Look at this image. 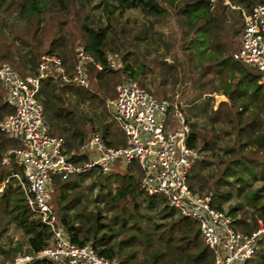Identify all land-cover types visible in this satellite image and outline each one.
Returning a JSON list of instances; mask_svg holds the SVG:
<instances>
[{
  "label": "trees",
  "instance_id": "obj_1",
  "mask_svg": "<svg viewBox=\"0 0 264 264\" xmlns=\"http://www.w3.org/2000/svg\"><path fill=\"white\" fill-rule=\"evenodd\" d=\"M60 1L62 3L60 10L62 11L65 8L64 0ZM83 1L91 3L94 0ZM230 1L243 5L246 9L254 4L264 3V0ZM101 3L110 14L116 11L123 13L129 9H140L148 16L149 29L153 34H156V23L166 18L169 11L176 15L177 26L181 30V37L184 40L182 49L188 53V58L192 60L190 54H194L207 61V63L197 65L199 66L198 79L201 82L198 89L202 90L203 95L200 96V99L203 102L195 104L196 98L190 110L199 108L201 112H205L212 124H220L224 127L223 130L226 129L225 131L230 132L229 143L225 142L223 146H218V138H208L198 129L196 122L191 123V145L198 147L200 154L203 151L212 152V157L217 159L221 167L219 176L214 181H210V178L214 176L206 177L203 173L213 160L209 158L208 154L201 156L189 176L188 182L194 190L199 192L203 191L207 185L208 190L214 192V206L221 210H225L224 203L233 197V192L226 188L227 184L233 182L238 193L243 194L247 203L255 207V214L259 216L264 227V193L260 189L252 188L256 181H264V84L258 83L260 74L253 67L234 58L240 41L236 50H233V45L228 44L222 33L225 9H229L230 5L225 4L223 0H102ZM13 5L18 9L19 16L27 20L26 30L18 38L11 37V41H8V35L0 30V59L12 63L18 68L21 75L26 76L37 73L42 55L58 56L62 59L67 72L72 75L77 58L69 46L71 42L69 33L63 31L58 38H53L48 46H31L28 42L37 38L45 13L51 11L52 7H49L47 1L0 0V8L4 9V13L8 12ZM238 12L242 23L235 31L236 35L242 34L244 26L242 13L240 10ZM0 20H4L1 13ZM35 22L38 26L35 27L29 40L25 36L30 34L28 30ZM79 28L82 46L86 52L103 65V68L99 70L96 66L88 64L86 70L90 83L97 84L98 93L90 89L91 86L85 88L76 83L66 82L61 74L53 70L42 80L38 99L43 105L52 134L64 136L68 150L78 147L93 131L100 132L108 145H123L126 143L124 135L115 134L109 124L103 122L105 114H100L97 119L99 122L86 116L85 120L91 122V132H87L81 126V117L77 114L82 104L88 103L93 107L101 93L104 96H110L112 93L114 96L116 95L115 86L121 77L119 71L108 66L106 55L108 50L120 51L121 46H109V26L106 28L96 27L90 20H87ZM144 32L145 34L140 39L146 41L149 39L148 29ZM18 39L21 40L20 44L17 43ZM38 40L40 41L41 38L39 37ZM193 48H196L195 52H193ZM208 48L210 51L206 53ZM185 62L186 60L183 61L184 64ZM161 64L167 76L173 75L177 79L178 65L181 66L179 61L177 63L174 61L161 62ZM127 68L135 79L145 72L143 65L139 67L140 72L129 63ZM209 74L212 75L209 76ZM138 81L143 87L149 89L142 77ZM213 92H221L229 99V102L222 101L220 106L215 109L214 98L206 95ZM73 96L74 100H70ZM10 112L11 108L0 93V120ZM228 124H230L229 130L228 127H225ZM222 141L224 139H220V142ZM17 145V141L0 131V186L9 179L0 191V204L5 209L12 206V212H16L15 219L29 235L28 253L35 254L48 243L51 231L48 226L33 215L18 180L11 177L20 169L13 160L3 163L4 153ZM124 165H126V168L123 169L125 172L117 170V172L109 174L106 177V182L101 184L102 189L109 186L107 196H110L112 181L120 183L116 194L112 195L111 200L107 203L132 198L135 202L134 209L138 210L142 206L138 198L143 196L142 201L149 200V207H157L155 198L158 196H150L140 187L142 171L138 162L133 161ZM130 169H137L139 173H132ZM93 174L101 175L102 173L92 170L75 175L66 181L59 178L54 179V192L56 193L57 190V195H53V201L56 203L61 222L75 242L83 244L93 239L92 241L101 254L108 257L118 256L121 258L119 260L121 264H127L132 260L137 264H214L213 251L206 245L197 222L177 214L175 208L171 207L169 203L160 209L159 214L161 219H168L165 220L166 222L155 223L154 230H147L142 226L139 218L138 221L135 220L137 221L136 229L131 233L130 238L110 244L108 239L114 235L113 230L111 229V233L98 234L103 225L99 221V216L94 218L91 214H83L82 211L70 212L71 208H77L81 203L83 192L79 190V187L82 181ZM103 195L99 194L96 200L100 201V197ZM164 200L166 199L164 198ZM242 210H244V204L239 203L231 207L229 212L227 211L234 217L235 227L244 232L258 230L260 224L257 219L251 224L246 219V215L238 217L239 211ZM134 217L135 214L130 213V218ZM77 219H82V223L76 224ZM153 236L156 238L155 246L159 247L153 253V259L151 261H135L133 254L128 252L130 250L127 249L128 246L133 244L135 239L148 241L151 245ZM173 245L176 246L172 248ZM162 246H165L169 252H165ZM165 254H168L169 258L165 259ZM43 262L51 263L46 259H35L31 264H43ZM247 264H264V235L260 241L259 249Z\"/></svg>",
  "mask_w": 264,
  "mask_h": 264
},
{
  "label": "built area",
  "instance_id": "obj_2",
  "mask_svg": "<svg viewBox=\"0 0 264 264\" xmlns=\"http://www.w3.org/2000/svg\"><path fill=\"white\" fill-rule=\"evenodd\" d=\"M242 15L244 27L234 58L257 69L258 83L264 84V3L252 5ZM116 57L106 55L113 70L119 67ZM76 58L72 75L60 57L44 54L37 73L26 76L0 59V86L11 108L0 120V131L18 143L2 160H13L20 169L11 177L18 180L33 215L51 231L40 252L18 255L14 264H31L35 259L54 264H121L117 257L101 254L92 240L79 244L72 239L59 218L52 190L55 178L66 181L92 170L107 174L116 171L117 164L133 161L141 168L140 187L148 195L162 196L180 215L197 222L213 251L214 264H247L259 249L264 227L252 232L237 229L234 218L214 206L213 194L190 186L189 176L201 154L191 145L192 126L182 102L157 97L129 72L117 83L116 95L108 103L125 144L108 145L100 132L93 131L78 147L68 150L65 137L52 134L38 99L42 80L55 70L66 82L89 88L88 64L103 68L82 45L76 48Z\"/></svg>",
  "mask_w": 264,
  "mask_h": 264
},
{
  "label": "rangeland",
  "instance_id": "obj_3",
  "mask_svg": "<svg viewBox=\"0 0 264 264\" xmlns=\"http://www.w3.org/2000/svg\"><path fill=\"white\" fill-rule=\"evenodd\" d=\"M46 1L49 7L52 8L50 9L51 11L45 13L42 24L40 25L39 35L36 39L30 40L35 27L38 26L35 22L33 26H31L32 28L28 30L30 34L25 36L30 40L28 42L31 46H48L53 38H58L63 31H66L70 35L71 42L69 46H71L73 55L75 56L76 48L83 45L79 36V27L82 23L90 20L92 25L96 27L106 28L109 26V46H121L120 51H107V54H117L116 59L119 67L116 70L120 73V80L123 78L124 74L130 72L127 68L128 63L131 64L138 72L141 70L139 67L143 65L145 72L139 78L142 77V79H144L147 87L157 97L182 102L186 116L191 123H197V127L202 134L206 135L208 138H218V146H223L225 142L226 144L229 143L230 132L225 131L226 129L223 130L224 127L220 124H212L205 112H201L199 108L190 110L191 105L196 98L197 102L195 104L203 102V100L200 99V96L203 95L202 90L198 89V85L201 82H199L200 79H198L199 66L197 65L207 63V61L198 58L194 54H190L192 60L188 58V53L182 49L184 46V40H182L181 30L177 26L176 15H174L173 12L169 11L166 18L156 23V34H153L149 29L150 20L148 19V16L140 9H129L123 13L116 11L113 14H110L109 11L105 10L104 4L101 3L102 0H94L91 3H86L83 0H64L65 8L61 11L60 8L62 3L60 0ZM223 2L225 4H229L230 8L225 9L222 33L224 34L228 44H231V46L233 45V50H236L239 41L241 43L240 37H242V34H235L236 29H238L242 23L238 10H240L243 14V11H246V8L243 5L234 4L230 0H223ZM3 11L4 9L0 8V13L4 18V20H0V30H3V32L8 35V41H11V37L18 38V36L26 30L27 20L19 16L18 9L14 8V5L8 10V12L4 13ZM146 29H148L149 39L143 41L140 38L145 34L144 31ZM39 37L41 38L40 41L38 40ZM189 39L190 37L187 38V42ZM17 43L20 44L21 40L18 39ZM193 50V52H195L196 48H193ZM209 51L210 48L206 50V53ZM185 60L186 62L184 64L183 61ZM173 61L175 63L179 61L181 65L180 67L178 65L177 79L173 75L167 76L163 65L161 64V62ZM10 64L18 69L12 63ZM255 70L259 73L257 69ZM211 75L212 74H209V76ZM139 78L136 77L137 80H139ZM90 86V89L97 91L98 93L99 90L96 83L92 82ZM0 93L5 99V91L1 86ZM206 95H210L214 98L215 109L220 106L222 101L229 102V99L221 92H213L211 94L207 93ZM113 96L114 93L110 96H104L101 93L96 99L93 107L88 103L80 106L77 114L81 117V126L87 132H91V122L85 120V118H87L86 116L97 120L100 114H105L103 122L109 124L115 134L119 136L123 135L118 123L113 118L111 108L108 104L109 100L112 99ZM70 100H74V96L71 97ZM225 127H228L227 129L229 130L230 124ZM220 139H224V141L220 142ZM201 142L203 141L201 140ZM206 154H208L210 156L209 158L213 161L209 167L204 170L203 174L206 177L213 175L214 177L210 178V181H214L219 176L221 166L218 164L217 159L212 157V152L203 151L201 156H206ZM117 165L118 171L125 172L123 169L126 168V165L122 163L121 165ZM117 170L107 174H93L82 181L79 187V190L83 192L81 203L77 208L70 209V212L73 213L76 211H82L83 214H91L94 218L99 216V221L103 225L98 231V234L106 232L111 233V229L113 230L112 233H114V235L108 239L110 244L118 243L122 240L130 238L131 233L136 229L135 224L139 218L142 226L147 230H154L155 223L166 222L165 220H168L161 219L159 217L160 209L163 208L164 205L168 204V201L164 200L162 196L155 198L157 207H149V200L144 202L142 201L144 199L143 196L139 197L138 201L142 204V206L138 210L134 209L135 202L132 198L107 203V201L111 200V196L116 194L120 183L115 180L112 181V185L110 187L112 194L110 196H107L109 186L102 189L101 184L106 182V177L109 174L115 173ZM130 172L139 173L137 169H130ZM207 187L208 186L206 185L204 190L200 192L213 194L214 192L208 190ZM226 188L233 192V197L230 201L224 203V209L229 212L231 207L236 206L239 203H243L244 210L239 211L238 217L246 215V219L251 222V224L257 219V222H259L261 227L262 221L258 218L259 216L255 214V207L252 204L247 203L243 194L238 193L236 185L231 182L227 184ZM252 188L260 189L261 192L264 193V181H256ZM52 194L57 195V190L56 193L54 192V186ZM99 194H104L100 197V201L96 200ZM53 202L56 204L55 201ZM130 213L135 214L133 219L130 218ZM15 214L16 212H12V206L5 209L4 206L0 204V264H14L15 258L18 255L28 254L29 235L25 232L24 228L18 224L14 217ZM177 214L179 213L177 212ZM124 218L127 221H124ZM81 223L82 219L76 220V224L79 225ZM124 223L126 224L124 225ZM152 240L153 244L149 245L148 241L135 239L134 243L128 246L127 249H130L128 252L133 254L135 261H151L153 259V253L159 247L154 244L156 241L155 236L152 237ZM174 246L176 245H173L172 248ZM162 248L165 252H169L165 246H162ZM117 258L121 260L120 257L117 256ZM164 258H169V255L165 254ZM43 264L54 263L43 262ZM127 264L137 263H134L132 260Z\"/></svg>",
  "mask_w": 264,
  "mask_h": 264
}]
</instances>
